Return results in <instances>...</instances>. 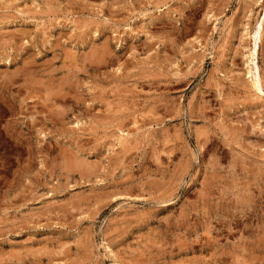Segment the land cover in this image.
Masks as SVG:
<instances>
[{
	"label": "rangeland",
	"instance_id": "1",
	"mask_svg": "<svg viewBox=\"0 0 264 264\" xmlns=\"http://www.w3.org/2000/svg\"><path fill=\"white\" fill-rule=\"evenodd\" d=\"M259 22L264 92V0H0V264H264Z\"/></svg>",
	"mask_w": 264,
	"mask_h": 264
},
{
	"label": "bare ground",
	"instance_id": "2",
	"mask_svg": "<svg viewBox=\"0 0 264 264\" xmlns=\"http://www.w3.org/2000/svg\"><path fill=\"white\" fill-rule=\"evenodd\" d=\"M257 23V22H256ZM261 30H262V26H261V23L259 22L258 23V25H257V27H256V29H255V32H254V34H253V37H252V39H253V42H252V47H251V50H250V52H249V55L247 56L248 57V59H247V70H248V75H249V77L251 78V80H252V87L257 91V92H259L260 94H263L264 92H262V89H261V83H262V81H260V77H259V73H258V65H257V62H256V57L258 56L257 55V51H258V45H259V41H260V36H261ZM250 40H251V38H250ZM251 42V41H250ZM101 51V50H100ZM103 51V50H102ZM100 54V53H99ZM101 54H102V52H101ZM99 55V56H102V55ZM257 55V56H256ZM95 56V55H94ZM114 57V56H113ZM95 58H97L96 56H95ZM100 59V58H99ZM98 59V60H99ZM93 61V60H92ZM95 62H96V60H94ZM69 62H70V60H69ZM99 62V61H98ZM101 62V61H100ZM99 66V65H98ZM6 77V76H5ZM30 84V83H29ZM52 87H53V85H52ZM251 87V88H252ZM52 89V88H51ZM46 92V91H45ZM29 93V92H28ZM49 93H51V92H49ZM260 96V95H259ZM74 97V96H73ZM49 98V97H48ZM57 98V97H56ZM74 101V100H73ZM245 101V100H244ZM76 102V101H75ZM78 102V101H77ZM112 103V102H111ZM78 104V103H77ZM76 104V105H77ZM99 108V107H98ZM18 109V108H17ZM123 121V120H122ZM199 133V132H198ZM202 136V135H201ZM171 140V139H170ZM73 156V155H72ZM67 159V158H66ZM72 160V159H71ZM83 160V159H82ZM67 162V161H66ZM66 162H65V164H66ZM69 162V161H68ZM73 162V161H72ZM71 163V162H70ZM76 163V162H75ZM82 163H84L83 161H82ZM86 164V163H85ZM68 165V164H67ZM70 166V165H69ZM73 166V165H72ZM75 166H76V164H75ZM84 166H86V165H84ZM79 167V166H78ZM87 167V166H86ZM65 169V168H64ZM67 169H70V168H67ZM85 169H87V168H85ZM77 170V169H76ZM93 170V169H92ZM66 171V170H65ZM67 173V172H66ZM245 211V210H244ZM242 212H243V210H242ZM248 214V213H247ZM242 215V214H241ZM237 217V216H236ZM241 218V217H240ZM247 218V217H246ZM249 218V217H248ZM243 219V218H242ZM241 219V220H242ZM228 220V219H227ZM239 220V219H238ZM240 220V221H241ZM222 221V220H221ZM231 221V220H230ZM248 223V222H247ZM222 224V223H221ZM237 226V225H236ZM220 227V226H219ZM245 227V226H244ZM247 227V226H246ZM236 228H238V226L236 227ZM243 228V227H242ZM223 229H225V228H223ZM231 231V230H230ZM238 231H239V229H238ZM218 234V233H217ZM222 234V233H221ZM216 238V237H215ZM205 240V239H204ZM208 242H209V240H208ZM178 243V242H177ZM205 244V243H204ZM198 245H200V243L198 244ZM207 245V244H206ZM212 245V244H211ZM201 248V247H200Z\"/></svg>",
	"mask_w": 264,
	"mask_h": 264
}]
</instances>
